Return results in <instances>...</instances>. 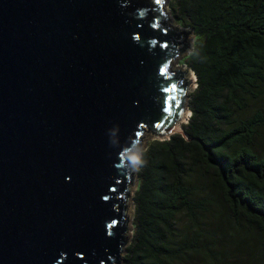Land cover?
Returning a JSON list of instances; mask_svg holds the SVG:
<instances>
[{
    "label": "water",
    "instance_id": "1",
    "mask_svg": "<svg viewBox=\"0 0 264 264\" xmlns=\"http://www.w3.org/2000/svg\"><path fill=\"white\" fill-rule=\"evenodd\" d=\"M168 1L0 0V264H123L143 138L187 140Z\"/></svg>",
    "mask_w": 264,
    "mask_h": 264
},
{
    "label": "trees",
    "instance_id": "2",
    "mask_svg": "<svg viewBox=\"0 0 264 264\" xmlns=\"http://www.w3.org/2000/svg\"><path fill=\"white\" fill-rule=\"evenodd\" d=\"M173 19L193 29L184 63L196 75L191 116L141 151L133 230L123 264H185L206 238L196 223L207 196L191 176L209 177L228 215L256 234L264 254V152L254 139L264 109H251L264 86V0H169ZM181 214L191 229L177 233ZM209 238V237H208Z\"/></svg>",
    "mask_w": 264,
    "mask_h": 264
},
{
    "label": "rangeland",
    "instance_id": "3",
    "mask_svg": "<svg viewBox=\"0 0 264 264\" xmlns=\"http://www.w3.org/2000/svg\"><path fill=\"white\" fill-rule=\"evenodd\" d=\"M169 2L166 5L169 10V21L173 26L181 27L177 23L172 15L169 7ZM191 39V46L195 40L194 34H189ZM192 50V47H191ZM190 52L186 50L181 56L175 59L176 65L184 63L186 55ZM192 74V73H190ZM192 90L187 93L186 103L189 108L190 93L196 86V82L193 81ZM263 108L264 109V86L263 92L260 97L251 101V109ZM191 111V110H190ZM188 120V119H187ZM185 124L184 122L181 124ZM144 146L138 150V157L133 167H136L134 172L135 185L131 191L130 199L128 202V214L130 217L129 229L130 237L133 230V214H134V193L137 188V161L140 157L141 151L147 146L148 142L153 138L144 137ZM254 147L260 152H264V127L260 128L254 139ZM191 179L198 184L201 189V195L207 196V204L205 211L201 214L202 219L196 223L198 228L205 229L202 234L206 237L201 240V245L197 250L192 252L189 256L185 257L187 262L185 264H264V254L260 251L259 246L255 240L256 234L245 227L241 220L234 221L227 213V210L219 197L218 192L214 188V185L209 177H203L197 172L193 174ZM177 233L189 232L192 225L190 220L181 214L178 217ZM187 232V233H188ZM209 237V238H208ZM125 252V251H124ZM122 253V257H123Z\"/></svg>",
    "mask_w": 264,
    "mask_h": 264
},
{
    "label": "bare ground",
    "instance_id": "4",
    "mask_svg": "<svg viewBox=\"0 0 264 264\" xmlns=\"http://www.w3.org/2000/svg\"><path fill=\"white\" fill-rule=\"evenodd\" d=\"M190 74V73H189ZM183 123V121L182 122H179V125H181Z\"/></svg>",
    "mask_w": 264,
    "mask_h": 264
}]
</instances>
